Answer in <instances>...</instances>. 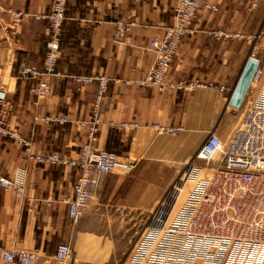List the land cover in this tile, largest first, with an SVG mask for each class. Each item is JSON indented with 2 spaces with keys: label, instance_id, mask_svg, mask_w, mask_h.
Wrapping results in <instances>:
<instances>
[{
  "label": "crops",
  "instance_id": "0c3cea01",
  "mask_svg": "<svg viewBox=\"0 0 264 264\" xmlns=\"http://www.w3.org/2000/svg\"><path fill=\"white\" fill-rule=\"evenodd\" d=\"M210 1L219 9L198 10L192 33L171 62L168 80L212 86L161 92L128 81L143 77L152 66L156 54L150 42L174 24L178 0H68L59 75L40 77H22L18 70L22 62L44 70L50 29L46 19L34 15L49 13L54 0H0V89L8 92L0 115L31 143L33 153L59 152L72 159L93 141L95 148L135 163L129 173L104 175L75 223L69 201L79 168L31 161L25 145L0 134V175L15 178L25 171L23 197L0 185L2 246L39 252L37 264H128L152 208L185 164L211 132L227 140L241 121L242 107H232L229 100L248 58L254 55L264 69V47H255L250 39L264 33V0ZM18 14L22 16L17 20ZM131 20L136 25L130 31L119 29V22ZM215 29L229 35L218 40L209 34ZM93 74L109 78L95 129L98 83L78 84L73 79ZM41 79L54 88L49 96L38 98L34 89ZM221 85L228 89L220 90ZM253 86L245 99L256 91ZM53 113H66L69 120L45 124L36 119ZM133 121L139 124L136 129L122 126ZM154 124L180 127L181 132L162 133ZM62 243L72 250L66 261L56 257Z\"/></svg>",
  "mask_w": 264,
  "mask_h": 264
},
{
  "label": "built area",
  "instance_id": "2783aa9c",
  "mask_svg": "<svg viewBox=\"0 0 264 264\" xmlns=\"http://www.w3.org/2000/svg\"><path fill=\"white\" fill-rule=\"evenodd\" d=\"M67 3L68 0H54L49 13L34 15L37 20L46 19L50 29L44 70L22 62L18 70L20 76L59 75L57 65ZM201 8L219 9L210 0H178L174 8V24L162 38H154L150 42L156 54L152 66L143 77L129 83L153 87L161 92L175 89L193 91L212 86L198 80H168L171 62L186 36L192 33L194 19ZM20 16L22 14L17 15V20ZM135 25V20L118 24L122 31H130ZM209 34L218 40L229 35L225 29L210 30ZM250 39L255 47H264V33L253 34ZM73 79L78 84L98 83L92 121L95 129L109 88V78L105 74H93L74 75ZM253 82L257 83V88L245 100L239 125L227 140L211 132L196 155L185 164L181 185L175 186V196L150 213L146 231L136 243L128 264H264V69L261 65ZM53 88L52 82L41 79L34 91L38 98H43L52 94ZM219 89L226 91L228 87L221 85ZM7 99L8 92L0 89V107L6 105ZM36 119L45 124L65 123L69 115L53 113ZM122 126L136 129L139 124L133 121L122 123ZM154 126L162 133L181 132L180 127ZM0 134L25 145L31 161L79 168L80 175L73 185L74 196L69 201V216L75 223L81 220L91 204L104 175L115 170L129 173L135 166L134 161L115 152L95 148L93 141L85 143L77 157L72 159L59 152L33 153L31 143L12 128L3 115H0ZM188 183L194 185L176 208L181 188ZM0 185L23 197L25 171L21 170L15 178L0 175ZM56 257L61 261L72 258L70 245L60 244ZM0 259L4 264H37L41 254L9 250L0 244Z\"/></svg>",
  "mask_w": 264,
  "mask_h": 264
},
{
  "label": "water",
  "instance_id": "95a60500",
  "mask_svg": "<svg viewBox=\"0 0 264 264\" xmlns=\"http://www.w3.org/2000/svg\"><path fill=\"white\" fill-rule=\"evenodd\" d=\"M260 66V60L255 56H250L243 68L238 83L231 95L229 104L234 108H241L250 86L253 82L255 72Z\"/></svg>",
  "mask_w": 264,
  "mask_h": 264
},
{
  "label": "rangeland",
  "instance_id": "374dc122",
  "mask_svg": "<svg viewBox=\"0 0 264 264\" xmlns=\"http://www.w3.org/2000/svg\"><path fill=\"white\" fill-rule=\"evenodd\" d=\"M252 85H254L253 87H256L257 86V83H252ZM247 97V96H246ZM246 100V99H245ZM244 100V103L242 105V110L240 111V117L242 118V115H243V112L245 110V106H246V101ZM240 118V120H241ZM240 123V121H239ZM239 123L237 125H239ZM183 171V170H182ZM183 173H181V175L175 179L171 185L165 190L164 194L160 197L159 201L157 204L154 205V207L152 208L153 210H155L156 208H158L160 205H162V203L164 201H166L167 199L171 198V197H174L175 195V186H179L181 185L180 182H181V176H182ZM194 185V183H188L186 184L185 186H183L181 188V193H180V196H179V199H177V203H176V208H178L182 202L185 200L186 196H187V193H188V190ZM178 193V192H177ZM178 195V194H177ZM152 210V211H153ZM146 227L147 225L145 226V228L143 229V232L142 234H144V232L146 231ZM142 236V235H141ZM140 239V238H139ZM138 239V240H139ZM138 242V241H137ZM136 244L134 245L133 249L131 250L130 254L133 252L134 248H135Z\"/></svg>",
  "mask_w": 264,
  "mask_h": 264
}]
</instances>
